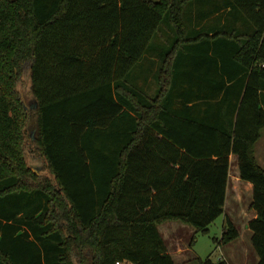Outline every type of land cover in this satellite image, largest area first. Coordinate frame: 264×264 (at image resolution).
<instances>
[{
  "label": "trees",
  "instance_id": "1",
  "mask_svg": "<svg viewBox=\"0 0 264 264\" xmlns=\"http://www.w3.org/2000/svg\"><path fill=\"white\" fill-rule=\"evenodd\" d=\"M227 7L234 26L198 29ZM162 39L151 96L139 67ZM212 45L234 48L226 73L241 81L198 80L196 52ZM263 131L264 0H0V264H176L159 230L170 220L193 226V242L224 216L217 240L229 244L240 236L225 211L231 153L253 185L248 227L264 264Z\"/></svg>",
  "mask_w": 264,
  "mask_h": 264
},
{
  "label": "crops",
  "instance_id": "2",
  "mask_svg": "<svg viewBox=\"0 0 264 264\" xmlns=\"http://www.w3.org/2000/svg\"><path fill=\"white\" fill-rule=\"evenodd\" d=\"M200 5V6H199ZM200 2H198V17L200 12L202 13L204 7L201 8ZM224 14L222 20H218ZM230 7L222 9L215 13L209 15L206 20L198 26V29L201 28L205 23H208L207 29L210 33V36H213L214 30L223 26L224 24H229V26H234V18L238 16L239 12H233L231 15ZM230 16V17H229ZM229 17V18H228ZM246 24L241 20L237 21V25ZM234 48L231 47H216V46H201L198 47V80L207 82L206 84L211 85V87L219 85L221 82L225 81V85H230L234 81H241L244 73L239 72V74H233L230 77L228 71L232 73L238 69V64L232 57ZM264 147V131L262 137L256 143L255 153L259 147ZM257 157V154H256ZM258 161L260 160L257 157ZM260 163V161H259ZM261 164V163H260ZM264 167V163L261 164ZM245 189V190H244ZM229 194H252L253 195V185L250 181H246L240 178V169L238 163V156L235 153L230 154V173H229V182L227 186V198L225 211L227 213V203ZM252 202V200H251ZM251 204V203H250ZM252 217H256L257 213L252 209ZM231 217V216H230ZM237 228L239 229L240 236L232 241L229 244L221 246L224 249L226 258L230 264H257L259 261V256L254 249L252 244V230H246V227L249 221L253 218H249L244 230L249 236L248 241L242 240V231L238 223L231 217ZM159 230L165 240L168 251L173 256L176 264H193L194 260L199 257L195 255V252L192 250L194 241L192 242L193 236L196 229L177 220H170L159 225ZM251 238V242H250ZM123 264V263H122ZM132 264V263H131ZM198 264V262H197Z\"/></svg>",
  "mask_w": 264,
  "mask_h": 264
},
{
  "label": "rangeland",
  "instance_id": "3",
  "mask_svg": "<svg viewBox=\"0 0 264 264\" xmlns=\"http://www.w3.org/2000/svg\"><path fill=\"white\" fill-rule=\"evenodd\" d=\"M161 29L163 30L164 36L167 35L168 37L169 30L165 28V25H162ZM167 40L168 39H162L160 41H156L153 45H151L149 53L142 63L144 66L139 67L141 70H143V72L149 73V75L153 74L148 81H140V84L142 85L141 87L151 96H155L159 90L157 74L159 69L158 67L160 66L161 62L157 59L158 57H162L171 48V45L167 43ZM134 70H136V67L128 76V80L131 83L136 82ZM18 90L23 97V100L27 106L26 108H28V110L31 109L34 105L35 100L31 92L30 72L28 69H25L22 73L21 81H19L18 84ZM37 132L38 129L36 117H33L28 123V135L32 138V140H35L37 138ZM256 154L260 159V163L263 164L264 147H259V149L256 151ZM29 163L30 166H32V168L37 171V173L41 174L43 166L41 160H37V158L32 159V157H29ZM44 175H47L48 178H51L55 182L53 175L49 171L46 170L45 174H41L40 179H42V176ZM252 197V194H229L228 197L227 214L233 217L240 226L242 231V240L244 241H248L249 236L246 234V230H248L249 227L247 225L246 230H244V227L242 226L246 225L250 217L253 218L252 209L250 208ZM223 227L224 216H220L210 225V232L208 234L198 233L197 238L195 239L192 246V250L195 252V255L197 257L203 259L210 258L214 262H217L221 258L225 257V251L221 248V246L218 245L217 240L221 238ZM197 262L198 260L195 259L193 264H197ZM123 264H131V262L124 261Z\"/></svg>",
  "mask_w": 264,
  "mask_h": 264
},
{
  "label": "water",
  "instance_id": "4",
  "mask_svg": "<svg viewBox=\"0 0 264 264\" xmlns=\"http://www.w3.org/2000/svg\"><path fill=\"white\" fill-rule=\"evenodd\" d=\"M36 106H37V103H35L33 107H36Z\"/></svg>",
  "mask_w": 264,
  "mask_h": 264
},
{
  "label": "built area",
  "instance_id": "5",
  "mask_svg": "<svg viewBox=\"0 0 264 264\" xmlns=\"http://www.w3.org/2000/svg\"><path fill=\"white\" fill-rule=\"evenodd\" d=\"M117 264H122L121 262H117Z\"/></svg>",
  "mask_w": 264,
  "mask_h": 264
}]
</instances>
